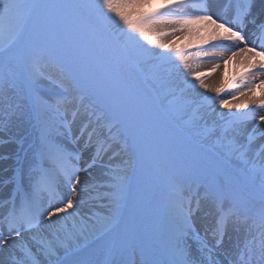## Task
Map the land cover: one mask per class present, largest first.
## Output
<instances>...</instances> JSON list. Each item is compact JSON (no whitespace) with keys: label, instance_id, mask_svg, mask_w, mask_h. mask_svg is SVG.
Masks as SVG:
<instances>
[{"label":"snow or ice","instance_id":"snow-or-ice-1","mask_svg":"<svg viewBox=\"0 0 264 264\" xmlns=\"http://www.w3.org/2000/svg\"><path fill=\"white\" fill-rule=\"evenodd\" d=\"M163 3L0 0V264H264V98L231 103L264 89V0ZM215 52L248 59L227 89L194 70Z\"/></svg>","mask_w":264,"mask_h":264},{"label":"bare ground","instance_id":"bare-ground-1","mask_svg":"<svg viewBox=\"0 0 264 264\" xmlns=\"http://www.w3.org/2000/svg\"><path fill=\"white\" fill-rule=\"evenodd\" d=\"M153 1H155V0H151V2H153ZM216 2H217V0H211V3H212V6H213L214 10H215V7H216ZM259 3H261V0H256V7L254 9L255 12L258 11V9H259V6H260ZM158 4L162 5L164 3L161 2V3H158ZM158 4L151 5L149 8H147V9H145L143 11L145 13H151L152 10H150V9L153 8L154 6H158ZM148 10H150V11H148ZM169 30H170V27H165V31H169ZM210 31H211V29H210V27L208 25H205L203 23H194L192 25H189L185 29L184 33H182V34L181 33H177V35L180 36V37L182 36L181 38H183L185 40V42H194L192 44L183 46V48H184L186 46H193V45H197V44H200V43L208 41L210 39ZM174 38H175V36L171 38V41H174L172 46H174L175 42L177 41ZM163 39L168 40L169 38L165 37ZM173 48H177V47H173ZM190 54L194 55L195 52L190 53ZM212 55L220 56L221 57V59H220L221 61L219 60V62L204 63V64H200V65L198 64V65L194 66V70L197 72V71H199L200 68L202 69V67H204L206 65H211L213 67H214L215 64H219L220 65L218 68H215L216 72L212 76H210L208 79L204 80V83L206 85H208L209 89L226 87V85L228 84V82L230 80H232L235 76H237L243 69L246 70L247 67H248V59H247L246 54H242L241 56H237V57L231 59L230 62L227 65L224 64L223 58L231 56V54L220 52L218 54H212ZM238 79H236L235 82L238 81ZM258 79H264V77H259ZM227 88H228V86L226 87V89ZM197 91L203 92V94L206 95V96H211V95L216 94L213 91H207L205 89H200V88H198ZM262 94H264V89L256 88L254 93L253 92H249L247 94V96H239L235 100H231V103L233 105H235L237 103L244 104L245 102L251 101L252 99L264 98V95H262ZM231 95H232V92H229L228 94L221 96V98L230 99ZM250 106H251V104L249 105V107ZM216 111L217 112H223V113H225L227 115L228 112H229V109H227V108L220 109L218 107V105H217L216 106ZM232 111H235V109L233 108ZM207 119L209 120V124H211L213 121L219 122V117L218 116H208ZM249 127H251V125ZM260 127L264 128V125H261ZM23 130L24 129L20 130L21 134H24L25 130H24V132H23ZM259 143H260V141H257L256 145L253 146V150H254L253 151V155H255V148H256L255 146H257ZM14 147L15 146H9L8 148H5V151H8V150H10V148H14ZM262 162H264V161H262L259 158L256 159V163L258 165L260 163H262ZM10 164H11L10 161H5V162H3V164H0V167H7Z\"/></svg>","mask_w":264,"mask_h":264},{"label":"rangeland","instance_id":"rangeland-1","mask_svg":"<svg viewBox=\"0 0 264 264\" xmlns=\"http://www.w3.org/2000/svg\"><path fill=\"white\" fill-rule=\"evenodd\" d=\"M161 2H163V0H155V1L151 2V4L149 6H147V7H145L143 10L149 8L151 5H155V4H158V3H161ZM159 6H160V4H158V6H154L152 9H158ZM181 37L176 34L174 39L177 40V41L175 42V45L173 47H177V46L182 45V42L185 41V40H183V38H181ZM163 38H165V37H162V39ZM192 43H194V42H185V45H189V44H192ZM209 70H213V66L206 65V66L202 67V69L200 68L199 71H197V73L200 74V75H203L205 72H207ZM23 132H24V130H23ZM7 195H8V191H6V193L3 196H7ZM101 211H102V209H101ZM159 221H163L162 213L156 214L155 219L153 221V223L155 224V229L150 233V236L148 238L147 243H150V244H162L163 243V238L161 237V234L159 232V227H161L162 225H160ZM228 234L226 235L227 237L225 239V248L230 247L232 241L235 240V238L237 236V233L234 232V230H231V234L230 235H228ZM230 238H231V240H230ZM139 258H140L139 256L136 257L137 260Z\"/></svg>","mask_w":264,"mask_h":264}]
</instances>
